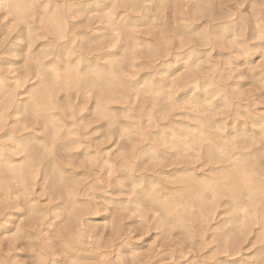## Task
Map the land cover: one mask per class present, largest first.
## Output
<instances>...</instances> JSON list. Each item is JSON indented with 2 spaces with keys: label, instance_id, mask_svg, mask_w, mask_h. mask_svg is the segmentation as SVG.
Listing matches in <instances>:
<instances>
[{
  "label": "clouds",
  "instance_id": "1",
  "mask_svg": "<svg viewBox=\"0 0 264 264\" xmlns=\"http://www.w3.org/2000/svg\"><path fill=\"white\" fill-rule=\"evenodd\" d=\"M0 264H264V0H0Z\"/></svg>",
  "mask_w": 264,
  "mask_h": 264
}]
</instances>
